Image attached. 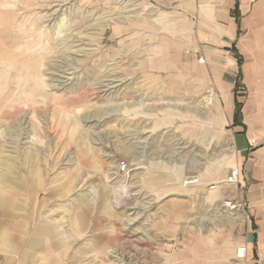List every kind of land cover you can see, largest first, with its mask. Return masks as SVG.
Wrapping results in <instances>:
<instances>
[{
	"label": "crops",
	"instance_id": "1",
	"mask_svg": "<svg viewBox=\"0 0 264 264\" xmlns=\"http://www.w3.org/2000/svg\"><path fill=\"white\" fill-rule=\"evenodd\" d=\"M148 1L145 7L169 12V26L165 31L159 24L153 37L158 51H145V171L140 182L154 195L139 202L158 204L161 214L145 230V261L264 264V141L251 148V139L264 140V0ZM211 90L219 98L208 105L204 100ZM218 135L232 140L234 153L231 164L215 174ZM93 151L83 155L89 165L61 171L50 187L52 201L69 196L55 187L70 186L84 169L100 170L103 153ZM231 167L240 169L243 186L221 183L205 189L225 179ZM192 177L197 182L185 184ZM85 197L76 199L73 215L70 203L63 204L59 222L39 217L37 210L18 213L19 203L14 212L7 211L11 198L0 204V264H101L107 253L131 250L127 225L134 219L110 209L108 191L96 197V205ZM224 199L242 200L251 222L235 220L234 215L246 216L224 207ZM123 219L128 224L119 222ZM242 246L247 249L243 259L237 256ZM152 248L155 253L148 251Z\"/></svg>",
	"mask_w": 264,
	"mask_h": 264
},
{
	"label": "rangeland",
	"instance_id": "2",
	"mask_svg": "<svg viewBox=\"0 0 264 264\" xmlns=\"http://www.w3.org/2000/svg\"><path fill=\"white\" fill-rule=\"evenodd\" d=\"M148 2L0 0V204L11 198L7 211L20 204L18 213L37 210L39 217L59 222L68 202L73 215L80 195L96 205V197L108 191L110 209L134 219L131 225L119 221L128 224L133 247L105 254L101 264H147L145 230L161 216L158 204L139 202L154 195L140 182L145 171V51H158L153 37L159 24L165 31L169 26V12L145 7ZM218 136L215 174L231 164L234 153L232 140ZM93 150L103 153L100 170L84 169L70 186L55 187L60 194L69 191V199L52 201L50 187L61 171L89 165L83 155ZM121 161L130 167L125 177L117 171ZM243 213L245 219L233 217L246 225L251 218ZM64 219L66 225L67 214Z\"/></svg>",
	"mask_w": 264,
	"mask_h": 264
},
{
	"label": "built area",
	"instance_id": "3",
	"mask_svg": "<svg viewBox=\"0 0 264 264\" xmlns=\"http://www.w3.org/2000/svg\"><path fill=\"white\" fill-rule=\"evenodd\" d=\"M200 62H204V58L200 57L199 58ZM217 98H219V93L216 90H211L208 95H206L204 102L207 103L208 105H211ZM264 140L258 141L256 139H251V148L256 149L258 146L262 144ZM117 171L120 175L123 177L127 176L130 173V167L129 164L125 161H121L117 165ZM192 182H197V178H189L185 181V184H189ZM221 183H229V184H236L237 186L241 187L242 181H241V172L238 167L232 168L227 175V177L221 181L209 184L206 186L207 188L209 187V190H214L218 187L219 184ZM239 193L241 191L239 190ZM223 205L230 211H244V203L242 200H232V199H224L223 200ZM247 253V249L245 246L239 247L237 250V256L241 259L245 258Z\"/></svg>",
	"mask_w": 264,
	"mask_h": 264
},
{
	"label": "trees",
	"instance_id": "4",
	"mask_svg": "<svg viewBox=\"0 0 264 264\" xmlns=\"http://www.w3.org/2000/svg\"><path fill=\"white\" fill-rule=\"evenodd\" d=\"M238 15V14H237Z\"/></svg>",
	"mask_w": 264,
	"mask_h": 264
}]
</instances>
